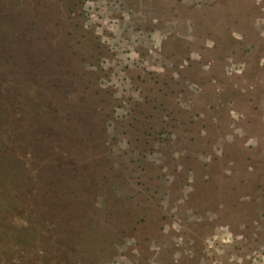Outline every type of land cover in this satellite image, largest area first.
Masks as SVG:
<instances>
[{
    "label": "rangeland",
    "instance_id": "1",
    "mask_svg": "<svg viewBox=\"0 0 264 264\" xmlns=\"http://www.w3.org/2000/svg\"><path fill=\"white\" fill-rule=\"evenodd\" d=\"M0 264H264V0H0Z\"/></svg>",
    "mask_w": 264,
    "mask_h": 264
}]
</instances>
